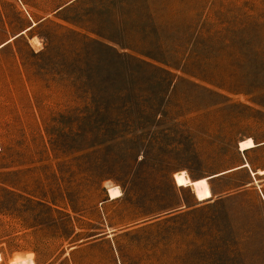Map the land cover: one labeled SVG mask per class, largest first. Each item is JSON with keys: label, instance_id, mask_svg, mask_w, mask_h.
<instances>
[{"label": "rangeland", "instance_id": "obj_1", "mask_svg": "<svg viewBox=\"0 0 264 264\" xmlns=\"http://www.w3.org/2000/svg\"><path fill=\"white\" fill-rule=\"evenodd\" d=\"M0 264H264V0H0Z\"/></svg>", "mask_w": 264, "mask_h": 264}, {"label": "bare ground", "instance_id": "obj_2", "mask_svg": "<svg viewBox=\"0 0 264 264\" xmlns=\"http://www.w3.org/2000/svg\"><path fill=\"white\" fill-rule=\"evenodd\" d=\"M254 147H255V144H254L252 139H247L246 141L242 142L240 145V149L242 152H245L246 150L252 149ZM246 165L247 164L242 165V166H246ZM193 182H195V181H193ZM109 192H110V197L112 199L119 197L121 194L120 191L118 190V188H112V189H110Z\"/></svg>", "mask_w": 264, "mask_h": 264}, {"label": "crops", "instance_id": "obj_3", "mask_svg": "<svg viewBox=\"0 0 264 264\" xmlns=\"http://www.w3.org/2000/svg\"><path fill=\"white\" fill-rule=\"evenodd\" d=\"M258 146H260V145H257L256 147H254V148H252V149H255V148H257ZM249 150H251V149H249ZM246 151H248V150H246ZM249 164V163H248ZM244 165V164H243ZM243 168H248V167H243ZM240 169H242V168H240ZM212 179V178H211Z\"/></svg>", "mask_w": 264, "mask_h": 264}, {"label": "trees", "instance_id": "obj_4", "mask_svg": "<svg viewBox=\"0 0 264 264\" xmlns=\"http://www.w3.org/2000/svg\"><path fill=\"white\" fill-rule=\"evenodd\" d=\"M257 145L255 144V147H256ZM211 192H212V190H211ZM212 196H213V193H212Z\"/></svg>", "mask_w": 264, "mask_h": 264}]
</instances>
